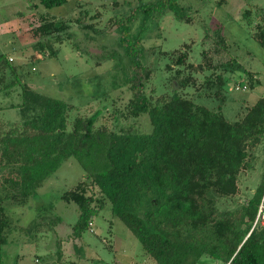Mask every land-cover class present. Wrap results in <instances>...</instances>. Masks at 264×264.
Listing matches in <instances>:
<instances>
[{
    "label": "trees",
    "instance_id": "16d2710c",
    "mask_svg": "<svg viewBox=\"0 0 264 264\" xmlns=\"http://www.w3.org/2000/svg\"><path fill=\"white\" fill-rule=\"evenodd\" d=\"M29 1L46 9L67 2ZM225 1L217 0L216 5ZM166 12L179 22L191 23L194 18L192 7L182 0H140L130 14L108 22L115 23L118 32L119 60L114 58L112 68L122 73L128 94L123 110L113 101L109 104L112 127L99 123L100 112L69 122V105L32 89L23 81L29 75L25 67L0 56V91L19 88L21 102L15 107L22 118L0 128V264L12 230L1 196L25 206L71 157L85 172L82 181L60 196L76 206L78 219L71 228L75 237L80 238L93 217L109 208L154 264H264V227H253L264 193V171L252 196L244 193L246 199L238 200L239 175L251 167L254 150L264 143V97L238 113L236 121H228L221 112L227 83L235 73L245 72V85L238 82L244 89L260 81L231 55L219 27H204L199 63L190 61L191 45L183 44L169 53L153 47L150 64L146 34L159 29ZM98 16L81 11L73 21L86 31L95 24L82 20L96 21ZM241 19L264 49V7L245 9ZM68 29L69 21L41 14L39 25L31 30L37 39L35 53L56 58L55 46L71 38ZM160 57L168 63L161 65ZM158 68L167 73L160 78L165 87L160 93L148 88ZM188 87L218 100V110L185 96ZM142 116L148 118L147 132L129 123ZM260 152L264 155V148ZM33 227L29 224L23 230Z\"/></svg>",
    "mask_w": 264,
    "mask_h": 264
},
{
    "label": "rangeland",
    "instance_id": "374dc122",
    "mask_svg": "<svg viewBox=\"0 0 264 264\" xmlns=\"http://www.w3.org/2000/svg\"><path fill=\"white\" fill-rule=\"evenodd\" d=\"M139 1L67 0L61 7L46 9L40 5L34 6L36 1L0 0V56L11 60L14 65L25 67L29 75L23 81L32 89L69 105V122L76 116L88 117L100 112L99 123L112 127L109 104L113 101L115 107L123 110L128 94L122 73L112 68L115 59L119 60L116 53L118 32L116 24L108 22L110 19L119 21L130 14ZM216 2L182 0L184 5L192 7L193 21L179 22L170 12H166L159 20V29L151 28L147 32L145 46L150 64L154 60L153 54H150L153 47L169 53L183 44L191 45L190 61L199 63L204 27L221 28L231 55L245 71L256 73L260 81L252 88L247 86L243 89L238 82L245 85V72H238L227 83L226 102L221 112L228 121L233 122L237 120L238 113L242 114L246 107L264 97V49L253 38L252 27L243 24L241 19L245 9L264 7V0H226L220 7ZM81 11L91 16L99 15L96 21L86 17L82 20L84 24H95L93 29L83 31L74 23ZM41 14L54 17L57 21H69L68 33L71 38L55 46L58 48L56 58L48 53H35L33 49L37 39L31 30L39 25ZM137 29L138 21L134 23L132 31L136 32ZM159 63L164 66L168 60L160 57ZM161 70L158 68V74L148 85L149 89L155 87L159 93L165 91L160 78L167 77V73ZM183 94L198 105L218 110V100L201 92L198 95L193 87L186 88ZM20 102L18 87L0 91L1 129L5 130L8 124L21 122L19 109L15 107ZM129 123H133L139 131L150 130L146 116L129 120ZM263 148L264 143L254 150L256 157L251 167L239 175L240 201L246 199L244 193L252 196L261 181L264 155L260 151ZM84 176L82 167L71 157L29 197L25 206L1 196L5 214L12 223L7 244L2 248L1 264H94V261L154 264L144 254L137 238L123 222L111 215L109 208H104L93 217L89 229L80 238L72 234L71 228L78 219V212L74 204L64 203L60 196L72 190ZM29 224L34 227L24 231L23 228Z\"/></svg>",
    "mask_w": 264,
    "mask_h": 264
},
{
    "label": "built area",
    "instance_id": "2783aa9c",
    "mask_svg": "<svg viewBox=\"0 0 264 264\" xmlns=\"http://www.w3.org/2000/svg\"><path fill=\"white\" fill-rule=\"evenodd\" d=\"M238 88V87H237ZM244 89V88H243ZM260 225L264 227V193L258 206V211L253 223V227Z\"/></svg>",
    "mask_w": 264,
    "mask_h": 264
}]
</instances>
